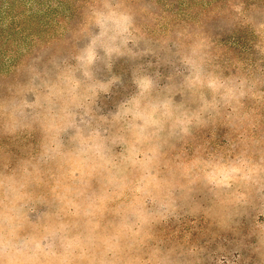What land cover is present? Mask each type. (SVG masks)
Segmentation results:
<instances>
[{
	"label": "clouds",
	"instance_id": "obj_1",
	"mask_svg": "<svg viewBox=\"0 0 264 264\" xmlns=\"http://www.w3.org/2000/svg\"><path fill=\"white\" fill-rule=\"evenodd\" d=\"M22 6L56 13L0 47V264H264V0Z\"/></svg>",
	"mask_w": 264,
	"mask_h": 264
},
{
	"label": "rangeland",
	"instance_id": "obj_2",
	"mask_svg": "<svg viewBox=\"0 0 264 264\" xmlns=\"http://www.w3.org/2000/svg\"><path fill=\"white\" fill-rule=\"evenodd\" d=\"M68 7L70 8V6ZM23 13L24 8L22 6V0H10V7L8 8L6 15L12 17V22L6 31L0 30V47L7 48L10 45V42L15 39H26V37L23 36L24 32H29V34H31V32L47 31L48 27L51 24V20L55 18L56 10H49V12L46 13L43 17L33 18V21L30 24L23 20H17V17H21ZM73 16H75L74 12ZM17 29H19V31H17ZM248 38V34L241 32L239 35L235 36L234 43L230 44V41L233 40V37L229 35L222 36V42L225 44H230V46L233 48V51L237 52L238 54H243L244 47L248 46ZM0 54H3L2 50H0ZM128 68L129 65L126 64L123 60H121L117 63L114 70L117 72H127ZM129 78L130 73L125 75L126 83L129 81ZM122 95L123 90H120L111 99L107 100V107H113L115 101H117Z\"/></svg>",
	"mask_w": 264,
	"mask_h": 264
}]
</instances>
